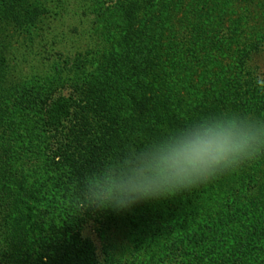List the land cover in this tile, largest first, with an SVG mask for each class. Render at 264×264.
Instances as JSON below:
<instances>
[{
	"label": "trees",
	"instance_id": "obj_1",
	"mask_svg": "<svg viewBox=\"0 0 264 264\" xmlns=\"http://www.w3.org/2000/svg\"><path fill=\"white\" fill-rule=\"evenodd\" d=\"M188 1L189 8L182 12L180 0L157 5L156 0H98V8L92 9L100 30L106 26L103 17L120 7L135 25L132 51L110 57V51L94 41L73 54L55 50L45 69L31 74L30 101L17 106V112L29 121L28 108H35L37 128L47 134L49 155L38 174L44 185L51 179L65 180L68 187L58 188L68 189L75 200L56 209L64 220L55 218L53 210L45 228L39 225L31 261L16 253L2 264H159L98 257L93 241L82 234L87 221L102 213L81 207L86 177L122 167L170 130L206 116L236 112L264 118V0ZM0 61L6 67L9 59ZM36 149L37 144L34 154ZM25 188L27 197L16 199L20 218L31 211L41 219L48 216L49 200ZM191 200L197 204L192 213L200 211L191 220L193 236L209 232L216 241L215 235H222L227 257L262 255L264 154L207 183L140 202L122 213H133L135 222L144 220L146 227L173 217L182 222ZM182 229L176 233L181 242L187 239Z\"/></svg>",
	"mask_w": 264,
	"mask_h": 264
},
{
	"label": "rangeland",
	"instance_id": "obj_2",
	"mask_svg": "<svg viewBox=\"0 0 264 264\" xmlns=\"http://www.w3.org/2000/svg\"><path fill=\"white\" fill-rule=\"evenodd\" d=\"M97 1L0 0V58L9 59L6 67H3L0 61V164L6 167L0 168V264L4 259L11 260V256L15 258L13 255L16 253L22 260L31 261L30 253L39 225L45 228L53 210L56 211L55 218L64 220L57 210L68 207L71 201L75 200L68 189L66 192L59 190V186L68 187L64 184L65 180L51 179L50 182L45 181L44 185V180L38 174L42 172L40 169L42 159L49 155L47 134L37 128L38 116L35 108L32 106L28 108L29 121L25 115L17 112V106H25L30 101L31 74L40 70L48 62L47 58L56 52L55 50L73 54L77 50H84L93 45L94 41L101 45L102 50L110 51V57L114 53L122 54L131 50L129 46L133 44L132 31L135 25L128 22L125 11L120 7L103 17L106 19V26L100 30L97 12L92 9L98 8ZM156 1L157 5L161 0ZM180 1L182 12L183 10L185 12L190 2ZM145 2L149 4L148 0H143V3ZM179 14L182 13L179 11ZM174 15L177 17V13ZM34 143L37 144L35 154ZM18 171L22 172V175ZM40 183L43 186L39 187ZM25 187L36 190L39 199L43 196L49 200V204H46L51 207L48 216L41 219L38 214L31 211L28 216L20 218L21 209L18 208L16 199L19 196L27 197L23 191ZM220 187L223 188L224 185ZM1 201L9 205L5 206ZM196 205L192 200L189 202L185 212L187 215L181 216L183 224L177 217H173L170 220L161 219L163 221L160 225L157 223L148 227L145 226L144 220L135 222L137 220L133 213L126 216L122 210L103 209L102 213L87 221L82 228V234L93 241L96 253L102 260L122 258L130 262L137 259L159 264L264 262V252L262 255L237 254L227 257L229 255L224 253L228 252L229 247H226L228 244L222 235L218 237L214 234L215 242L211 238L213 234L208 237L209 232L193 236L189 232L192 227L191 220L200 214V211L192 213L196 210ZM182 228H185L187 239L181 242L177 236L183 233ZM215 246L219 249L217 250ZM213 254H217L216 257Z\"/></svg>",
	"mask_w": 264,
	"mask_h": 264
},
{
	"label": "clouds",
	"instance_id": "obj_3",
	"mask_svg": "<svg viewBox=\"0 0 264 264\" xmlns=\"http://www.w3.org/2000/svg\"><path fill=\"white\" fill-rule=\"evenodd\" d=\"M264 154V118L222 112L170 130L122 167L86 177L81 207L121 211L172 197Z\"/></svg>",
	"mask_w": 264,
	"mask_h": 264
}]
</instances>
